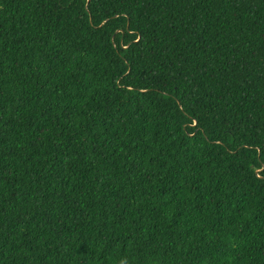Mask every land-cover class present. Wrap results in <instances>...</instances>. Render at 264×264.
I'll return each mask as SVG.
<instances>
[{
	"label": "trees",
	"instance_id": "1",
	"mask_svg": "<svg viewBox=\"0 0 264 264\" xmlns=\"http://www.w3.org/2000/svg\"><path fill=\"white\" fill-rule=\"evenodd\" d=\"M0 264H264V0H0Z\"/></svg>",
	"mask_w": 264,
	"mask_h": 264
}]
</instances>
